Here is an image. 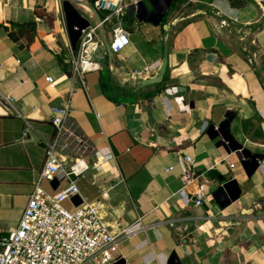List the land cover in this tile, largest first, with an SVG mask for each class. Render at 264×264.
I'll use <instances>...</instances> for the list:
<instances>
[{
	"label": "crops",
	"instance_id": "0c3cea01",
	"mask_svg": "<svg viewBox=\"0 0 264 264\" xmlns=\"http://www.w3.org/2000/svg\"><path fill=\"white\" fill-rule=\"evenodd\" d=\"M62 1L0 0V95H9L15 109L0 114L3 234L16 227L42 167L53 134L48 111L67 98L63 76L76 47L59 26ZM79 1L80 16L94 24L86 6L95 8L94 1ZM145 6L154 13L130 15L127 9L130 45L110 57L99 50L101 68L87 73L86 88L71 97L75 121L114 156V186L102 199L105 220L118 234L142 225L119 240L112 252L117 264H264V0H172L161 18ZM32 21L30 38L9 35V23ZM164 24L173 25L166 38L167 76L159 90V83L138 86L161 65ZM144 65L146 71L133 73ZM45 75L56 85L49 87ZM172 87L176 91L165 94ZM226 113L233 139L261 156L263 168L253 170L249 156L241 164L228 152L233 142L223 144L215 128L207 131ZM184 154L194 167L180 163ZM207 169L231 182L214 199L220 181H208V202L196 206L195 189L207 181L194 174Z\"/></svg>",
	"mask_w": 264,
	"mask_h": 264
},
{
	"label": "built area",
	"instance_id": "2783aa9c",
	"mask_svg": "<svg viewBox=\"0 0 264 264\" xmlns=\"http://www.w3.org/2000/svg\"><path fill=\"white\" fill-rule=\"evenodd\" d=\"M136 1L131 0L132 3ZM127 5L124 0H95L96 10L104 12L100 23L81 29L75 22L74 28L80 35L76 51L69 60V73L63 76L68 82L64 94L67 98L48 111L47 119L53 134L45 143L42 167L32 182L16 227L6 234L0 230V264H117L119 257L112 252L119 240L142 226L138 222L118 234L105 220L102 199L114 186L116 177L110 170L114 156L93 144L73 118L71 104V97L86 88V74L101 68L97 52L105 51L103 38L108 41L111 53H119L130 45L129 33L123 26ZM62 13L58 22L66 32ZM106 27L110 28V40L104 32ZM147 69L148 66L144 65L133 73L139 76ZM44 80L49 87L56 85L51 75H45ZM175 91L176 87L167 88L165 94L171 95ZM13 109L11 97L0 95V114H8ZM28 126L29 122L25 121L23 136L27 134ZM179 159L181 164L185 161L195 166L188 154ZM241 159L248 160V157L242 155ZM260 167L263 165L258 161ZM89 174L91 184L97 187L99 199L87 200L77 186V181L86 179ZM218 186L222 183L218 182L212 190ZM209 188L208 181L197 186L194 192L196 206L208 202L212 191Z\"/></svg>",
	"mask_w": 264,
	"mask_h": 264
},
{
	"label": "water",
	"instance_id": "95a60500",
	"mask_svg": "<svg viewBox=\"0 0 264 264\" xmlns=\"http://www.w3.org/2000/svg\"><path fill=\"white\" fill-rule=\"evenodd\" d=\"M145 1H147L153 8L154 10H156V13L158 14L159 18H161L167 11L168 7L170 6L172 0H137L135 3L130 2L127 5V9L129 11V14L132 15L133 13H137L140 9L145 10L146 12H150V13H154V11H147L146 6H145ZM83 4L81 1L79 0H63L62 4H61V8L63 11V15L65 16L66 19V32L68 35V39L70 42V45L72 47V49H75L76 47V43H77V39L80 35L79 31L77 29L74 28L75 25V20L79 19L80 14L77 8H75V4ZM86 6L89 8V10L92 12V14L95 17V22L96 23H100L101 19L100 16L98 14V12L95 10V8L92 5L86 4ZM82 18V23L78 22V27L83 29L86 26L89 25V22ZM262 23L264 24V19L262 20ZM172 24L169 25H163V45H162V62L161 65L158 68V71L156 73V75L152 76V77H148L146 79H140L138 81H136V84L138 86H147V85H154V84H158L162 81L167 67H168V45L166 43V38L168 35L169 30L172 28ZM104 41V47H105V51L107 52V55L110 57L111 56V49H110V45L108 43V41L106 40V38H103ZM190 106H193L192 103H190ZM232 120L231 117L224 115V119L217 125V127H215L214 125H210L207 128V131L215 128L214 131V136L215 137H219V139L221 140V142L224 144H231L232 142L234 143V145H230V150L228 151L229 153H234L235 157L237 158V160L239 162H241V164H243L244 162L241 160V156H249L251 158L253 162V170L258 167V161L261 158V156H259L256 153H250L251 151L245 147H243L241 144H238L234 139L233 136L231 135L230 131H229V124L230 121ZM213 136V137H214ZM219 140V141H220ZM240 150V151H239ZM202 176L206 181H216L219 180L220 183H222V186H218L213 192H212V197L214 199H217V196L223 192H227V187L230 184L231 181H226L224 180L223 176L221 174H219L217 171L213 170V169H207L204 172H196L194 174V177L197 176ZM122 262V261H121ZM120 262V263H121Z\"/></svg>",
	"mask_w": 264,
	"mask_h": 264
},
{
	"label": "trees",
	"instance_id": "16d2710c",
	"mask_svg": "<svg viewBox=\"0 0 264 264\" xmlns=\"http://www.w3.org/2000/svg\"><path fill=\"white\" fill-rule=\"evenodd\" d=\"M91 1H95V0H91ZM36 13L39 14V16H45V17H49L48 13L45 12V10L43 9H38L36 11ZM10 27H9V35L13 38V39H17L18 37L21 36H28V38H30V34H33L34 29H35V22H27V23H23V24H18V23H9ZM59 62L63 63V59L59 57ZM69 73V71H68ZM167 76V73H165L164 78ZM164 79L161 83H159L157 85V89L159 90L161 85L163 84Z\"/></svg>",
	"mask_w": 264,
	"mask_h": 264
},
{
	"label": "rangeland",
	"instance_id": "374dc122",
	"mask_svg": "<svg viewBox=\"0 0 264 264\" xmlns=\"http://www.w3.org/2000/svg\"><path fill=\"white\" fill-rule=\"evenodd\" d=\"M104 12H101V14H103ZM124 28L126 30H131L130 28V25L129 24H123ZM106 36H108V39L110 40V28L109 27H106L105 30H104ZM77 186L80 190V193L83 197H85L87 200H91L96 194H97V190H96V186L94 184H89L86 182V180H82V179H79L77 181Z\"/></svg>",
	"mask_w": 264,
	"mask_h": 264
}]
</instances>
